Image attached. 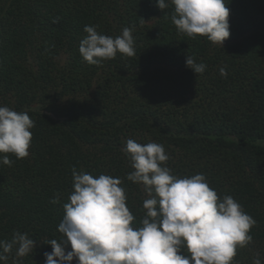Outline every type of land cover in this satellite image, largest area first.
I'll use <instances>...</instances> for the list:
<instances>
[{"label": "trees", "instance_id": "16d2710c", "mask_svg": "<svg viewBox=\"0 0 264 264\" xmlns=\"http://www.w3.org/2000/svg\"><path fill=\"white\" fill-rule=\"evenodd\" d=\"M226 2L222 46L179 33L173 6L162 11L157 0H0V106L35 125L30 155L0 164V239L18 231L36 242L22 264H45L47 241L61 239L73 167L120 178L130 211L143 216L147 193L126 178L128 139L162 144L174 175L202 173L221 198L233 196L256 221L234 264L257 252L264 261V0ZM86 25L113 38L132 28L136 55L88 64ZM189 55L203 74L186 66Z\"/></svg>", "mask_w": 264, "mask_h": 264}, {"label": "clouds", "instance_id": "9594fccd", "mask_svg": "<svg viewBox=\"0 0 264 264\" xmlns=\"http://www.w3.org/2000/svg\"><path fill=\"white\" fill-rule=\"evenodd\" d=\"M169 3L179 33L192 39L204 36L222 46L230 37L226 0H157V7L163 11ZM97 28L86 25L87 35L79 45L88 64L101 66L118 53L136 55L132 28H123L115 38L98 33ZM186 66L197 75L207 67L190 55ZM219 71L227 76L226 68ZM34 126L28 112L0 106V164L11 166L10 157L21 160L30 155ZM121 151L133 169L127 180L142 185L147 193L143 216L137 221L130 211L120 178L93 176L73 167V191L63 204L58 225L62 237L47 241L52 251L44 253L45 264L74 260L77 264H234L237 250L253 242L250 232L256 221L243 206L233 196L221 198L202 173L174 175L162 144L128 139ZM50 203L59 204L60 195ZM35 247L27 233L16 231L10 239H0V264H8L13 252L12 264H22ZM252 264H264L259 252Z\"/></svg>", "mask_w": 264, "mask_h": 264}]
</instances>
